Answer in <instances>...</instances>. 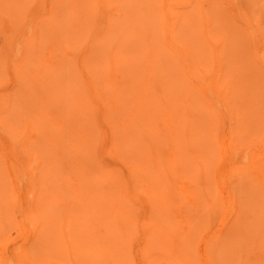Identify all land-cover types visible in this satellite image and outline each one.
<instances>
[{
  "label": "rangeland",
  "instance_id": "374dc122",
  "mask_svg": "<svg viewBox=\"0 0 264 264\" xmlns=\"http://www.w3.org/2000/svg\"><path fill=\"white\" fill-rule=\"evenodd\" d=\"M78 1L0 0V264H264V0Z\"/></svg>",
  "mask_w": 264,
  "mask_h": 264
},
{
  "label": "bare ground",
  "instance_id": "6f19581e",
  "mask_svg": "<svg viewBox=\"0 0 264 264\" xmlns=\"http://www.w3.org/2000/svg\"><path fill=\"white\" fill-rule=\"evenodd\" d=\"M84 1V0H83ZM87 1V0H86ZM86 1H85V3H86ZM101 1V0H100ZM145 1V2H144ZM148 1V2H147ZM78 2H80V3H83V2H81V0L80 1H78ZM93 2V1H92ZM143 2L144 3H146L147 2V4L149 5V6H151V8H152V6H154V8H156L157 6L159 7V11H160V15H156V13H155V11H148V9H146V7L145 8H141V10L143 11V17H144V19L146 20L145 22L143 21V22H140V23H137V25L133 28V31H132V34H133V36H132V40L130 39L129 41V43H130V45L132 44H134L133 45V48L134 49H136V51H138V52H146V51H148L149 50V52H152V51H156V50H158L159 51V47L161 46V45H165V46H167V47H169L170 48V50H176L175 49V42H177L176 40L178 39L174 34L175 33H172V31H173V29L174 28H172V27H168V30L169 31H171V32H169V35L168 34H164V36H162V35H159V32H158V28H159V26H161V25H166V24H168V22L167 21H165V18H167L168 17V12H167V10H166V13H165V10L163 11L162 10V8H161V5L159 4V3H156L157 1L156 0H143ZM85 3H83L84 5H85ZM129 3V2H128ZM91 3H90V0H89V2H87L86 3V5H87V7L88 8H91V5H90ZM153 8V9H154ZM92 9V8H91ZM89 10V9H88ZM90 12V11H89ZM90 13H94L93 11L92 12H90ZM89 13V15H91ZM165 13V14H164ZM167 15V16H166ZM163 18H162V17ZM178 16L180 17V14H178ZM162 18V19H161ZM172 18V17H171ZM162 20V21H161ZM130 21H132V18H131V20ZM134 21H136V20H134ZM163 21H165V22H163ZM82 22V21H81ZM166 23V24H165ZM130 24V23H129ZM132 24H134V22L133 23H131L130 25H132ZM136 24V23H135ZM114 25H112V27L110 26V27H108V33H109V35L111 36L112 34H113V30H114V27H113ZM134 25H132V27H133ZM171 29V30H170ZM180 30V29H179ZM183 30V29H182ZM106 32H107V29L105 30ZM81 32V35L79 34ZM83 32L84 31H82V28H78V27H74L73 26V34L75 33V35H77L76 37H75V41H74V38H72V45H74L75 43L74 42H78L79 43V39H80V36L82 37V35H83ZM182 32V31H181ZM165 35H168V37L166 38L165 37ZM177 35V34H176ZM179 35H180V33H179ZM182 36V35H181ZM145 38V43H144V45L143 46H141V47H139V46H135V42H136V40L138 39V38ZM114 41V40H113ZM142 41V40H141ZM138 42V41H137ZM114 43H115V41H114ZM129 43H127V44H129ZM114 46V51L111 53V55H110V57L112 56V58L111 59H114V60H116V62H118L119 60H120V54L123 52V51H125L126 49H125V46H127L126 45V43H121V45H113ZM176 52L180 55V57L181 58H183V59H185V58H187V57H185L184 56V52L183 51H181V52H178L177 50H176ZM152 55H154V53L152 54ZM94 59H96V61H95V66H93V68H92V71H91V80L93 81V83H95L94 81L96 80V79H98V78H100L101 76H102V68H101V65H102V59L100 60V58L98 57V56H95V58ZM98 59V60H97ZM157 60V59H156ZM165 64L163 61L161 62V61H155V63L154 64H156V66H157V68H158V66L160 67L161 65H159V64ZM55 68H58V67H55ZM160 68H162V66L160 67ZM164 68V67H163ZM60 69V68H59ZM121 70V72L119 73V77H118V83L116 84V86H115V91L116 92H118V98L121 100L122 99V95H123V91H122V89L124 90H128V89H130V88H132V85H133V83L136 81V80H134L136 77H135V75H133V74H126L125 75V73H124V71H123V69H120ZM63 71V70H62ZM70 72V71H69ZM26 73V72H25ZM49 73V72H48ZM27 74V73H26ZM64 73H61V71L59 70L58 71V69L56 70V71H50V73L49 74H43V77L45 76V77H47V78H44L45 80H43L44 82H46V81H48V80H53L54 78H58L59 80H57V82H64L65 80H66V78H67V80H71L72 78H73V75H72V73H69V76H67L66 74H64ZM54 77V78H53ZM53 78V79H52ZM56 79H54L53 81H55ZM137 79H139V78H137ZM140 80V79H139ZM132 81V82H131ZM60 82V83H61ZM47 83V82H46ZM56 82H53L52 84H55ZM134 84H136V83H134ZM60 85V84H59ZM71 86V84L70 83H68V87H70ZM62 88H63V86H61ZM67 90H70L69 88H67ZM132 91H133V89H132ZM70 93H71V91H70ZM71 95H72V93H71ZM80 108H81V110L83 111V105L82 106H80ZM81 111V112H82ZM84 113V112H83ZM69 114V113H68ZM133 119V118H132ZM132 119L130 120V122H132ZM124 123H126V122H124ZM26 221V220H25ZM194 239L195 238H192L191 239V242L193 243V241H194ZM196 239H198V238H196ZM190 240V239H189ZM199 240V239H198ZM196 241V240H195ZM195 241H194V243H195ZM190 242V243H191ZM197 243H198V241H196ZM192 243H191V245H190V247L192 246L193 247V245H192ZM31 246V245H30ZM191 247V248H192ZM196 247V246H195ZM31 248H32V246H31ZM195 249V248H194ZM30 251H32L31 249H29L27 252H30ZM194 252V251H193ZM196 252V251H195ZM230 252V251H229ZM195 254V253H194ZM25 257V256H24ZM17 258H19V257H17ZM27 257H25V260L22 258H20V260L18 261L16 258V260H14L15 261V263L18 261V263L20 262V263H22V264H24L27 260H28V258L26 259ZM29 258H30V256H29ZM259 259V256L257 255V258H256V261H259L258 260ZM30 260V259H29ZM28 260V261H29ZM22 261V262H21ZM23 261H25L24 263H23ZM260 264V263H259Z\"/></svg>",
  "mask_w": 264,
  "mask_h": 264
}]
</instances>
